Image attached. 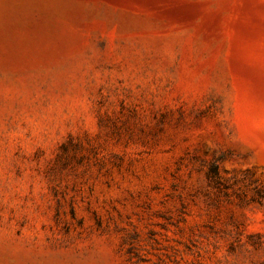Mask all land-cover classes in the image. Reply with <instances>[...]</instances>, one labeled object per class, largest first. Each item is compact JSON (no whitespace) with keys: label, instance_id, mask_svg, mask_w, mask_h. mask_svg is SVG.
<instances>
[{"label":"rangeland","instance_id":"1","mask_svg":"<svg viewBox=\"0 0 264 264\" xmlns=\"http://www.w3.org/2000/svg\"><path fill=\"white\" fill-rule=\"evenodd\" d=\"M0 264H264V0H0Z\"/></svg>","mask_w":264,"mask_h":264}]
</instances>
